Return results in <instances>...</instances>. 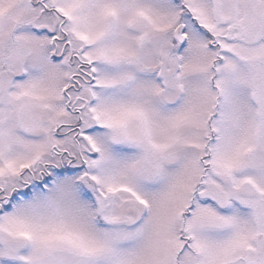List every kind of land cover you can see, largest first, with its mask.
<instances>
[{"label": "snow or ice", "instance_id": "1", "mask_svg": "<svg viewBox=\"0 0 264 264\" xmlns=\"http://www.w3.org/2000/svg\"><path fill=\"white\" fill-rule=\"evenodd\" d=\"M0 264H264V0H0Z\"/></svg>", "mask_w": 264, "mask_h": 264}]
</instances>
